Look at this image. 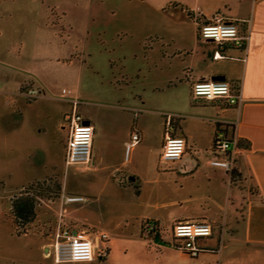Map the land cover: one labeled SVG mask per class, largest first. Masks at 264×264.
Segmentation results:
<instances>
[{
    "label": "rangeland",
    "instance_id": "1",
    "mask_svg": "<svg viewBox=\"0 0 264 264\" xmlns=\"http://www.w3.org/2000/svg\"><path fill=\"white\" fill-rule=\"evenodd\" d=\"M89 3L97 16L77 27L79 32L75 27L68 34L60 24L49 23L39 28L40 35L34 42L29 37L24 39L20 53L17 46L7 58L0 59V264H54L45 249L53 241L60 212L65 214L61 224L66 223V227L88 235L104 229L115 239L109 258L107 253L104 259L72 264L150 262L152 249L141 244L139 221L133 218L142 209L134 204L130 207L122 200L126 195L118 190L111 194L113 184L121 190L137 186L113 173L109 185L100 191L93 184L112 169L94 173L83 170V165L65 166L64 114L70 108L61 91H70L80 101L78 112L94 128L97 139L107 133L124 132L125 125H132L138 117L150 119L131 153L130 165L122 166V159L109 163L120 169L133 165L143 173L156 166L164 168L159 162L164 128L158 127L164 114H173L186 101L192 105L201 101L188 96L182 76L169 90L164 88L161 57L147 53L155 36L144 26L141 16L129 22L120 15L126 0ZM154 86L158 89L153 90ZM220 106L229 107L225 103ZM13 124H18L14 132ZM215 124L220 130L221 125ZM208 127L203 126L200 137V145L206 148L210 145L206 140ZM6 128L8 145L2 136ZM132 131L133 127L129 136ZM210 172L204 168L198 177L207 174L213 178L215 174ZM229 177L236 178L235 170ZM133 188L126 192L131 200L135 197ZM67 195L87 200L64 204ZM22 198L28 199L23 205L25 212L17 215L12 202ZM198 203L206 206L208 202H192L179 210H193ZM72 212L73 216L87 217V227L74 224ZM13 221H17V227Z\"/></svg>",
    "mask_w": 264,
    "mask_h": 264
},
{
    "label": "crops",
    "instance_id": "2",
    "mask_svg": "<svg viewBox=\"0 0 264 264\" xmlns=\"http://www.w3.org/2000/svg\"><path fill=\"white\" fill-rule=\"evenodd\" d=\"M126 1L127 5L119 9L120 15L129 22L135 16H141L144 26L155 36L147 53L161 57L164 88L169 90L172 83L182 76L188 96L201 102L192 105L186 101L182 108L172 111L180 116L174 135L186 141L180 160H159L164 168L156 166L145 173L133 165L120 169L115 164H109L122 159V166L130 165L131 156L129 161H124V144L129 140V131L133 127L143 136L149 127L150 119L138 117L132 125H125L124 132L107 133L98 139L93 128L91 158L82 169L94 173L112 169L110 174L101 175L97 183L90 180L92 184L95 182L93 186L100 187V191L109 185L113 173H119L132 186H137L136 189L129 187L121 190L113 184L111 194L118 190L126 195L122 200L130 207L134 204L142 209L133 218L139 221L141 244L152 249L147 264H264V0ZM95 16L97 13L91 9L89 0H0V59L7 58L17 46L20 53L24 39L29 37L34 42L35 37L40 35L41 26L55 22L71 34L75 27V32H79L81 29L78 31L77 27L85 25L89 18ZM216 20L234 23L241 33L249 35L244 44L227 42L220 59L212 57L216 44L201 38L198 33L200 26L214 24ZM202 81L231 84L239 89L243 102L221 108L224 102L219 99H193L192 85ZM157 89L154 86L153 90ZM218 121L237 122L233 131L225 126L228 135L235 133L239 139L234 180L224 170L209 164L214 134L218 129L215 123ZM84 123L87 124L85 120ZM205 125L209 126L206 140L210 145L207 148L200 145ZM162 126L163 121H159L158 127ZM11 127L14 132L18 124ZM65 131L67 140L68 133ZM2 136L8 145L7 128L2 131ZM138 144L134 145L132 152ZM204 168L211 170L214 177L207 174L198 177ZM130 188L134 190L132 200L127 198L129 193H126ZM69 197L76 196L67 195L64 204L77 202L67 201ZM79 197L83 198L81 201L87 200ZM197 201L208 203L206 206L198 203L191 212L189 209L179 210ZM64 215L62 212L58 214V222L64 221ZM71 218L78 227L88 225L89 220L85 216H73L72 212ZM203 219L212 223V235L199 240L204 251L198 257L191 258L169 245L171 228L176 222ZM145 221L157 225V242L144 239L142 226ZM222 228L225 233H222ZM96 232L111 235L104 229ZM109 235L108 258L115 245V239Z\"/></svg>",
    "mask_w": 264,
    "mask_h": 264
},
{
    "label": "built area",
    "instance_id": "3",
    "mask_svg": "<svg viewBox=\"0 0 264 264\" xmlns=\"http://www.w3.org/2000/svg\"><path fill=\"white\" fill-rule=\"evenodd\" d=\"M214 24H206L199 27V36L210 39L216 44L213 59L223 57L222 51L227 42L244 44L248 41V33H241L234 23H221L216 20ZM34 94L35 91H30ZM62 95L66 96L70 110L64 114V127L67 130V140L64 149L63 161L66 167L72 165H85L90 161L93 139V127L85 124L78 112L80 101L71 96L70 91L62 89ZM191 95L193 99L215 100L219 99L228 106L238 105L243 102L238 88L224 81H202L192 85ZM180 116L166 113L163 116V138L159 154L161 162H174L180 160L186 148V141L181 136L174 135ZM220 130L214 134L212 143V156L209 164L212 167L222 169L231 176L235 170V161L239 139L235 133L226 132V125L231 131L237 126L236 121L219 122ZM141 141V134L135 128L130 134L129 140L124 144V161H129L134 145ZM230 178V177H229ZM82 197H69L67 201H81ZM142 232L146 238L153 241L157 238L158 227L152 221H145ZM225 229L222 228V233ZM212 235V223L207 220L176 222L171 228L169 245L179 251L188 254L191 258L198 257L204 248L199 244L200 239ZM108 235L105 232H95L92 235L76 228L58 224L54 238L49 247L45 249L47 255H51L54 264L89 263L95 258L104 259L108 253ZM222 245L220 239L219 247Z\"/></svg>",
    "mask_w": 264,
    "mask_h": 264
},
{
    "label": "trees",
    "instance_id": "4",
    "mask_svg": "<svg viewBox=\"0 0 264 264\" xmlns=\"http://www.w3.org/2000/svg\"><path fill=\"white\" fill-rule=\"evenodd\" d=\"M25 200H28V199H25V198H22L20 200L17 199V201H13L12 202V208L13 210L17 213V215L19 214H22L23 215V212H25V209L23 207V205H25ZM17 221H13L14 223V226L17 227V224H16ZM157 238L154 239V242H157L156 240Z\"/></svg>",
    "mask_w": 264,
    "mask_h": 264
}]
</instances>
